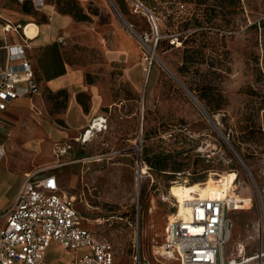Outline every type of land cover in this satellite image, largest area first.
Wrapping results in <instances>:
<instances>
[{"label": "rangeland", "instance_id": "rangeland-1", "mask_svg": "<svg viewBox=\"0 0 264 264\" xmlns=\"http://www.w3.org/2000/svg\"><path fill=\"white\" fill-rule=\"evenodd\" d=\"M113 1L142 42L108 0H70L87 18L74 19L63 56L106 97L99 115L107 128L83 143L53 142L61 188L75 197L85 224L111 243L113 264H134L137 248L145 261L161 264L156 253L176 209L170 185L213 178L220 181L214 193L224 195L234 183L245 208L230 213L224 256L236 257L239 243L241 255H251L258 249L256 200L264 201V0ZM196 22L217 33L200 40ZM45 100L49 121L64 127L67 93H47ZM157 155L164 170L151 165ZM65 251L51 243L48 259L62 263L73 255Z\"/></svg>", "mask_w": 264, "mask_h": 264}, {"label": "built area", "instance_id": "built-area-1", "mask_svg": "<svg viewBox=\"0 0 264 264\" xmlns=\"http://www.w3.org/2000/svg\"><path fill=\"white\" fill-rule=\"evenodd\" d=\"M10 27L7 24L4 29ZM27 48L26 37L20 43L0 44V111L18 97H32L41 92L26 55ZM106 128L107 117L96 115L76 140L85 142L88 131L101 132ZM239 200L234 183L224 195H196L186 200L187 217L176 214L164 227L156 256L165 262L159 263L264 264V201L259 199L255 222L257 251L251 255L224 256L233 224L230 213L245 208ZM246 200L252 207L253 197L248 196ZM0 217H4V224L0 226V264H113L111 243L99 238L85 224V218L75 206V197L61 188L53 173L41 176L27 173L12 206ZM52 241L74 252V257L63 263L47 261L46 252ZM134 264L157 263L145 261L137 248Z\"/></svg>", "mask_w": 264, "mask_h": 264}, {"label": "crops", "instance_id": "crops-1", "mask_svg": "<svg viewBox=\"0 0 264 264\" xmlns=\"http://www.w3.org/2000/svg\"><path fill=\"white\" fill-rule=\"evenodd\" d=\"M29 23L37 27L33 35L25 33ZM73 23V17L57 11L54 2L0 0V44L28 39L26 55L41 86L39 94L18 97L0 111V214L12 206L27 173L56 175L53 142L58 145L59 140L67 138L80 142L77 135L107 102L99 86L86 81L85 69L69 64L63 56L65 38ZM7 24L11 27L5 30ZM63 90L67 93L61 113L65 126L58 127L46 115L45 96ZM3 224L4 217H0V226ZM51 243L59 245L56 241ZM50 253L49 246L47 261L57 262L48 259ZM72 253L61 262L71 260Z\"/></svg>", "mask_w": 264, "mask_h": 264}, {"label": "bare ground", "instance_id": "bare-ground-1", "mask_svg": "<svg viewBox=\"0 0 264 264\" xmlns=\"http://www.w3.org/2000/svg\"><path fill=\"white\" fill-rule=\"evenodd\" d=\"M36 29H37V27H36L35 24L29 23L25 27V33L27 35H33L36 32ZM147 48L150 51L152 50V48L149 47V46H147ZM153 55L155 56V54H153ZM191 98L194 101L196 99L194 95ZM196 103L197 104L199 103L198 104L199 107L202 110H204L203 106L201 105V103L198 100H197ZM90 135H91V131H88L87 134H86V139L89 138ZM145 173H146L145 166H141L140 165L139 169H138V175H141V177H143V175ZM136 179L138 180V178H136ZM170 186L171 187L169 189V195L174 198L173 206L176 209H175V212L168 217V220L173 219V217L176 214L180 215V216H182L184 218L187 217V214L189 213V207L186 204V200L193 199L196 195H199V197H217V196L221 195V194L218 195V194L214 193V191H215L214 188L217 187V189H218V187L220 186V181L216 180V179H213V178H209L205 182H201V183H197V182H194V183H191V184L178 183V184H173V185H170ZM237 248L239 249L238 255H241L243 253V250H244V245L242 243H239L237 245Z\"/></svg>", "mask_w": 264, "mask_h": 264}, {"label": "trees", "instance_id": "trees-1", "mask_svg": "<svg viewBox=\"0 0 264 264\" xmlns=\"http://www.w3.org/2000/svg\"><path fill=\"white\" fill-rule=\"evenodd\" d=\"M56 5V9L57 11L64 13V14H69L73 17V19L75 20H84L87 18V15L85 13H79V8L76 7V5H70V0H68L66 2V7L63 5H60V0H56L55 2ZM117 6V5H116ZM119 9V8H118ZM120 11V10H119ZM121 12V11H120ZM122 14V13H121ZM182 19H189V16H181L179 15ZM195 25L197 27H200L201 24L199 22H196ZM202 27V26H201ZM215 28L211 25H206L203 26L201 29H197L195 30L193 33H199V38L200 40H205L206 42H208V38L211 36V33H217L215 30ZM184 41V40H183ZM182 41V42H183ZM63 92V91H61ZM196 98V97H195ZM197 99V98H196ZM161 155H157L155 157L154 162L151 163L152 166H154L155 168H158L159 170H164L162 167L164 166L162 163V157H160Z\"/></svg>", "mask_w": 264, "mask_h": 264}, {"label": "water", "instance_id": "water-1", "mask_svg": "<svg viewBox=\"0 0 264 264\" xmlns=\"http://www.w3.org/2000/svg\"><path fill=\"white\" fill-rule=\"evenodd\" d=\"M109 4L111 5L112 9L114 10V12L116 13V15L121 19V21L124 23V25L130 30V32L138 38L139 41L142 42V39L137 35V33L135 32V30L131 27V25L125 20V18L123 17V15L121 14V12L119 11L118 7L116 6L115 2L113 0H108ZM147 11V10H146ZM148 12V11H147ZM149 16L151 17L150 13L148 12ZM152 18V17H151ZM153 20V18H152ZM150 55L151 57L154 56V47H152V50L150 51ZM156 58V60L160 63V65L166 70V72L179 84V86L190 96L193 97V95L191 94V92L181 83V81H179V79L177 78V76L166 66V64L157 56H154ZM195 101L197 102V100L195 99ZM199 104V103H198ZM204 113V115L209 118L208 113L203 110L202 111ZM221 133V132H220ZM225 142L227 143V138L225 139ZM238 159L240 160V158L238 157ZM241 161V160H240Z\"/></svg>", "mask_w": 264, "mask_h": 264}]
</instances>
